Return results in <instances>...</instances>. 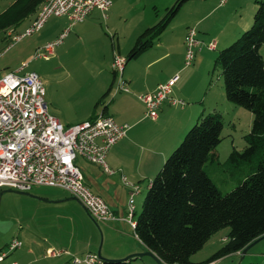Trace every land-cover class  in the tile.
Here are the masks:
<instances>
[{
    "label": "crops",
    "instance_id": "obj_1",
    "mask_svg": "<svg viewBox=\"0 0 264 264\" xmlns=\"http://www.w3.org/2000/svg\"><path fill=\"white\" fill-rule=\"evenodd\" d=\"M119 1L124 2L125 0ZM174 1L138 0L137 3L142 6V13L133 19L126 37L125 35L120 37V28L114 25L113 18L116 8L112 3L109 11L111 15L109 26L113 28V33L106 34V36L102 34L100 28L102 19L96 11H93L84 22L72 27L74 28L73 35H71V28L64 39L68 40L67 53L71 48L80 45L84 50L83 54L84 52L90 54L94 59L98 81L91 99H88L87 96V98H83L82 94L76 104V110H79L74 115L67 116L56 104V101H49V113L61 124L73 126L90 120L96 114L104 111L118 124L129 126L126 136L115 144L107 155V164L116 173L112 176L107 175L99 167L93 165L95 167L93 171L88 172L87 177L85 173L83 174L84 181L91 192L103 200V195L106 196L108 201H104L119 218L126 215L129 194L128 189L121 183V177H125L129 182L140 187V192L135 197L136 200L137 196L141 194L143 184L146 183L147 190L163 161L167 158L166 148L176 146L190 122L195 120L200 107L207 106L212 108V111L217 110L218 102L211 97L212 88L207 89L206 78L192 81L193 76H191L199 72L206 61L204 58L207 59L208 56L202 55L201 49L198 50L193 64L194 68L190 71L186 70L187 30L191 27H194L198 33L203 30L204 36H207L202 41L213 42L215 49L212 51H216L219 48H225L224 46L227 47L251 26L256 10V5L252 3V0H230L224 5L219 4L220 0L186 2L157 39L155 45L125 64L123 80L130 92L113 95L116 80L115 74L111 70V64L114 53L126 57L138 36L145 29L155 25ZM34 18L35 15L31 17L29 24ZM56 19L58 21L54 24L53 33L44 37L41 45L57 38L69 26L66 18ZM50 27L47 30H50ZM64 40L60 46L64 45ZM263 51L264 46L260 48L264 59ZM55 56L56 51L53 57ZM176 75L180 77L172 86L171 97L184 101L185 105L175 106L165 102L159 108L156 120L146 118L144 105L138 100L137 95L154 91L157 86L167 83ZM100 100L102 103L95 107ZM35 189V191L28 192L27 195L10 192L11 197H19L20 213L15 212L17 227L13 224V227L10 228V237L6 236L4 240H1L6 231L0 230V251L13 239L20 240L22 247L10 254L2 264L11 262L17 264H69L72 256L78 257L94 253L99 234L103 240V248L100 252V255L104 257L102 260L121 259L129 255L147 252L135 235L133 238L130 237L126 222L102 223V226L99 227L98 222H93L80 202L72 200V196L67 192L55 188V191L50 192L41 190V187H35ZM59 205L65 207L60 208L59 211L66 210L67 212L63 213L66 218L56 220L48 218L46 211L49 209L47 207H61ZM65 221L69 222L66 227L61 225ZM52 222L54 223L52 224ZM80 233L84 234L82 240H80ZM44 234L45 238L48 235L54 236L55 241L51 242L48 238L47 241L42 240L41 237ZM77 234H79V238ZM117 235L118 237L114 239ZM106 241H108V248L104 249ZM51 248L65 253L57 258L45 257L46 251ZM114 248L115 250H113ZM128 263L130 264L131 261Z\"/></svg>",
    "mask_w": 264,
    "mask_h": 264
},
{
    "label": "trees",
    "instance_id": "obj_2",
    "mask_svg": "<svg viewBox=\"0 0 264 264\" xmlns=\"http://www.w3.org/2000/svg\"><path fill=\"white\" fill-rule=\"evenodd\" d=\"M43 1L13 0L0 13V32L17 29L37 13ZM188 1L175 0L155 25L145 29L126 55V63L152 48ZM255 4L251 26L221 49L214 60V67L221 71L226 100L252 114L245 147L242 151L233 149L225 162L238 184L222 195L205 171L207 164H218L215 150L222 140L223 120L216 110L201 112L152 179L140 213L135 209L133 234L162 264H210L264 236V59L260 53L264 45V0H255ZM225 228L229 232L224 245L205 262H193L191 257ZM135 259L102 261L129 264Z\"/></svg>",
    "mask_w": 264,
    "mask_h": 264
},
{
    "label": "built area",
    "instance_id": "obj_3",
    "mask_svg": "<svg viewBox=\"0 0 264 264\" xmlns=\"http://www.w3.org/2000/svg\"><path fill=\"white\" fill-rule=\"evenodd\" d=\"M228 1L220 0L219 4L224 5ZM112 3V0H44L34 20L22 33H8L11 44L5 51L41 31L51 17H64L69 22V26L55 40L38 48L28 62H23L16 71L0 75V188L25 193L34 187L63 190L75 197L96 222L124 221L133 229L135 197L139 194L140 187L121 177V183L129 194L126 215L119 218L101 197L91 192L77 166L80 158L99 167L105 174L114 175L116 172L107 164V155L126 136L129 126L118 124L113 117L102 112L93 119L73 126H63L49 113L38 75L34 72L20 74L31 60L52 58L55 49L62 44L70 29L84 22L93 11L99 12L105 22ZM201 45L204 44L197 39L196 29L189 28L186 38V67L191 66ZM205 47L212 51L215 44L210 42ZM125 64V57L114 53L111 64L116 80L113 95L130 92L123 80ZM178 78L176 75L167 83L157 86L154 91L137 95L144 105L146 118L156 120L157 112L165 102L175 106L185 105L184 101L171 97L172 86ZM21 247L20 240H11L0 251V264ZM64 253L51 248L46 251L45 257L57 258ZM69 264H103V261L96 254H86L81 257L72 256Z\"/></svg>",
    "mask_w": 264,
    "mask_h": 264
},
{
    "label": "rangeland",
    "instance_id": "obj_4",
    "mask_svg": "<svg viewBox=\"0 0 264 264\" xmlns=\"http://www.w3.org/2000/svg\"><path fill=\"white\" fill-rule=\"evenodd\" d=\"M13 0H0V13L3 12ZM138 0H125L124 2L119 0H113L114 8H116V13L114 14V25L120 28V37L122 35H126L129 33L128 30L131 28V24L133 23V19H135L140 13H142V6L137 3ZM230 1V0H229ZM228 1V2H229ZM252 3L255 4V0H252ZM97 14L100 15L99 12L96 11ZM32 16L25 19L17 29H7L5 31L0 32V75L2 76L6 72L16 71L23 62H28L34 52L42 47L43 38L48 36L49 34L53 33L54 24L58 19L55 17H51L47 20L44 24V29L39 31L36 34H33L29 37L24 38L18 43H15L8 51H5L6 47L11 44L10 39L8 37V33L12 32L13 34L22 33L26 27H28L30 19ZM101 20V19H100ZM111 20V15L108 12V19L106 22L100 21V28L102 34L106 36V34L110 35L113 33V28L109 26V21ZM208 22V21H207ZM206 22V23H207ZM211 24V22H210ZM51 26L50 30L47 28ZM250 27V26H249ZM194 28V27H191ZM198 28V27H197ZM200 29V28H198ZM197 31V30H196ZM203 30H200V33L197 31V39L202 41L206 39ZM203 33V34H202ZM74 34V28L71 30V35ZM108 38V36H107ZM56 39V38H55ZM53 39V40H55ZM208 40V39H207ZM52 41V40H51ZM110 41V40H109ZM50 42V41H49ZM47 43V42H46ZM45 43V44H46ZM67 43L68 40H64V45L58 46L56 48V56L50 58L49 60L43 59H36L31 60L28 64V67L21 72L20 74L34 72L38 75L42 86L44 88V99L45 102L49 106V101H56V104L59 105L64 113L68 115H74L77 113L79 109L76 110V104L78 100L81 98L83 94V98L86 96L88 99H91L95 93V84L98 81V75L96 66L94 63V59L90 56V54L85 53L83 54V48L79 45L77 47H73L67 53ZM202 43L204 45L200 46L202 55L208 56L207 59L204 58L206 61L201 66L199 72L192 74L193 80H197L200 78H206L207 89L209 87L212 88L211 97H213L217 102L218 106H216L217 110L222 115L223 120V129H222V140L217 146L215 152L218 156V164L216 165H209L205 166V171L208 173L212 181L216 184L217 188L221 192L222 195L231 191L234 187L238 184V178L231 177L227 167L225 166V162L233 149L237 151H242L245 147L244 136L250 132L251 123H252V114L239 106L233 105L229 103L224 94V86H223V79L221 76L220 68L214 67V60L218 55L220 49L216 51H208L205 47L206 42ZM232 43V42H231ZM38 45L40 47L36 48ZM230 45V44H228ZM264 46V45H263ZM226 47V46H224ZM263 50V49H262ZM264 55V51H263ZM61 58V59H60ZM209 61V62H207ZM194 62L192 65L187 67L186 70H192L194 68ZM206 64V65H205ZM112 70V69H111ZM110 71V70H109ZM180 77V76H179ZM86 97V98H87ZM191 103V102H190ZM192 104V103H191ZM145 109V108H144ZM212 111V108H208L207 106L204 108L203 106L200 107V111L197 114L195 120L190 122L189 127L187 128L186 132L181 136L180 140L177 142L174 148H166L167 157L174 151L178 145L181 143L184 136L187 132L192 128L195 124L198 116L201 112L209 113ZM66 126L65 124H62ZM165 161V160H164ZM164 161L162 165L164 164ZM77 164H79L84 171L86 177L88 172L93 171V165L88 164L83 159H78ZM162 167V166H161ZM94 190V188H91ZM142 191L139 196H137L135 200L136 212L137 214L141 211L142 202L144 200L146 194V183L143 184L141 187ZM9 189L0 188V230L6 231L1 240L4 238L10 237V228L17 227L16 223V215L15 212H19L20 207V200L17 196H12L11 193L8 191ZM32 190H36L35 187ZM43 191H55L54 188L48 187H41ZM59 190V189H58ZM62 192V191H60ZM104 200L108 201V198L103 195ZM72 204V203H67ZM61 207H54L49 206L47 207L49 210L46 211L48 218L51 217L52 219L56 220L58 218H66L63 213L67 211H59ZM20 213V212H19ZM63 214V215H62ZM51 220V219H49ZM54 222H52L53 224ZM62 226L66 227L69 225L68 221L62 222ZM99 227L102 226V223H97ZM127 232L131 238H133V230L128 225ZM229 229L225 228L217 233H215L211 238L205 243L200 251H198L195 255L191 257V260L196 263H202L212 257L226 242L227 235ZM47 235V234H46ZM79 234H77V237ZM44 236L41 239H49L51 242L55 241L54 236ZM102 236L99 234L98 237V244L94 253L96 254L98 251L102 250L103 248V240ZM118 237L115 236L114 239ZM79 238V237H78ZM84 238V234L80 233V240ZM47 241V240H46ZM108 241L104 246V249H107ZM116 246V245H115ZM114 247V246H113ZM53 249V248H52ZM115 250V248L113 249ZM138 254V253H137ZM81 257V256H78ZM103 259L104 257L101 256ZM121 259H106V260H113L118 261ZM130 264H158L153 258L149 256H144L142 258H137L131 261ZM213 264H264V239L260 240L258 243L249 245L246 249L245 254L243 250L237 253H233L226 257L220 258L213 262Z\"/></svg>",
    "mask_w": 264,
    "mask_h": 264
},
{
    "label": "water",
    "instance_id": "obj_5",
    "mask_svg": "<svg viewBox=\"0 0 264 264\" xmlns=\"http://www.w3.org/2000/svg\"><path fill=\"white\" fill-rule=\"evenodd\" d=\"M8 191H9V192L16 193V194H19V195H27V193H25V192H19V191H13V190H8ZM0 195H1V194H0ZM71 199L77 201V199H76L75 197H72ZM89 216H90V215H89ZM90 217H91V216H90ZM91 219L93 220L94 223H96L95 220H94L92 217H91ZM262 239H264V236L258 238L257 240H255L254 242H252V243L249 244V245L256 244V243H258V242H259L260 240H262ZM249 245L246 246V247L243 249V253H244V254H245V252H246V249L249 247ZM97 255H98L101 259H103V258L101 257V255H100V250L98 251ZM144 256H149V257L153 258L158 264H162V263L157 259V257H156L152 252H150V251L143 252V253H138V254H133V255H129V256L125 257L124 259H122V260H127V259H131V258H142V257H144ZM118 261H121V260H118Z\"/></svg>",
    "mask_w": 264,
    "mask_h": 264
}]
</instances>
